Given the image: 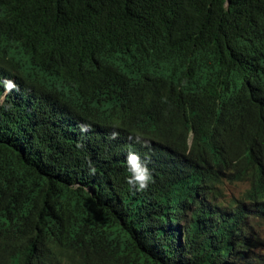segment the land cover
Instances as JSON below:
<instances>
[{
    "label": "trees",
    "instance_id": "trees-1",
    "mask_svg": "<svg viewBox=\"0 0 264 264\" xmlns=\"http://www.w3.org/2000/svg\"><path fill=\"white\" fill-rule=\"evenodd\" d=\"M7 76L0 264H259L264 0H0ZM82 121L157 145L146 191Z\"/></svg>",
    "mask_w": 264,
    "mask_h": 264
},
{
    "label": "clouds",
    "instance_id": "clouds-1",
    "mask_svg": "<svg viewBox=\"0 0 264 264\" xmlns=\"http://www.w3.org/2000/svg\"><path fill=\"white\" fill-rule=\"evenodd\" d=\"M23 92V86L18 84L13 77L7 76L6 79L2 80V84H0V98L2 102L7 100L8 97L21 98L22 94L26 96V93ZM208 116V123H210V126L209 129H207V134L216 135L227 126V122L221 117V114L218 117L215 113ZM218 118L222 119L224 122H221ZM65 132H73L79 141L83 140L86 142H92L102 134V131L97 130L92 124L85 121L80 122L75 130L69 125L65 130L59 132L71 137L70 134ZM105 140H111L113 143H121V152L128 164V171L131 173L126 183L136 191H146L149 184L152 182V174L149 169L151 165L150 159L147 155H144L143 152L151 149V145L154 144V142L152 141L151 143L135 133L118 134L114 132L112 136L105 133L95 144L100 142L104 143Z\"/></svg>",
    "mask_w": 264,
    "mask_h": 264
},
{
    "label": "rangeland",
    "instance_id": "rangeland-1",
    "mask_svg": "<svg viewBox=\"0 0 264 264\" xmlns=\"http://www.w3.org/2000/svg\"><path fill=\"white\" fill-rule=\"evenodd\" d=\"M243 189V186L240 185H233L229 188L230 192L237 196L240 191ZM260 237L263 239V246L259 247L258 249L254 250L253 252L256 254L254 255L255 258H258L259 264H264V227L260 231Z\"/></svg>",
    "mask_w": 264,
    "mask_h": 264
}]
</instances>
